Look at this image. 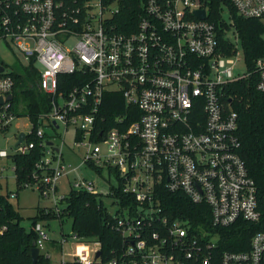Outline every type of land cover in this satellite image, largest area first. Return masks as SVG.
<instances>
[{"label": "built area", "instance_id": "1", "mask_svg": "<svg viewBox=\"0 0 264 264\" xmlns=\"http://www.w3.org/2000/svg\"><path fill=\"white\" fill-rule=\"evenodd\" d=\"M212 1L140 0L134 29L122 31L111 21L118 0H0V40L19 49L26 59L23 65H41L38 87L51 103L49 111L38 115L35 130L25 114L31 128L21 130L22 139L10 151L0 147V195L9 200L18 196L13 155L35 146L29 137L35 132L43 137V155L35 162L33 178L20 187L51 195L45 211L51 207L57 215L62 212V196H56L59 177L78 167L62 159L64 141L56 131L62 124L64 132L73 128L75 145L85 146L81 164L94 163L101 174L106 169L107 182L109 167H116L121 190L134 199L133 206L119 204L113 195L119 184L115 179L105 192L116 205L110 210L93 179L73 182L74 188L100 196L120 234L119 246L101 264H264L263 230L252 232L245 248L219 246L223 227L260 218L256 183L239 153L238 115L228 89L239 79L256 76L255 87L264 99V53L248 67L231 10L264 22V0ZM0 64L3 133L20 115L13 107L14 70L5 61ZM75 70L82 71V80L67 91L59 89V74ZM106 90L118 91L131 106L129 123L123 115L108 128L97 123ZM45 126L53 129L50 136H44ZM10 177L16 189L9 188ZM162 190L179 192L198 205L199 219L172 214ZM53 219L62 223L59 216ZM50 220L36 222L34 230L35 246L51 264L100 261V255L95 257L99 241L72 231L50 236ZM67 243L70 249L65 251ZM78 244L85 246L81 254ZM50 248L59 253L56 262Z\"/></svg>", "mask_w": 264, "mask_h": 264}, {"label": "trees", "instance_id": "2", "mask_svg": "<svg viewBox=\"0 0 264 264\" xmlns=\"http://www.w3.org/2000/svg\"><path fill=\"white\" fill-rule=\"evenodd\" d=\"M213 5L216 0L212 1ZM119 9L112 17V23L117 30L129 31L134 29L138 15L142 11L140 0H118ZM232 20L238 31L243 49V58L248 67H253L255 59L264 53V22L257 18L243 17L233 9ZM15 86L13 93L22 92L25 101L26 114L32 120L35 130L39 124L38 115L51 108L50 96L38 87L39 71L32 63L21 65V70L13 72ZM58 88L67 91L74 83L82 80V71L60 73ZM256 76L239 79L230 84L229 94L232 97V107L237 112V133L240 140L239 153L243 158L250 175L254 178L257 187V201L260 218L257 222L238 220L221 230L219 246L223 249H240L247 246V239L255 230L264 231V99L255 87ZM14 100V98H13ZM14 102V101H13ZM131 106L125 105L122 95L118 91L106 90L98 109V122L104 128L116 123L115 118L125 116L124 122L129 123L133 117L126 115ZM44 136H50L45 131ZM35 142L29 152L14 154L16 164V182L18 189L24 180L33 178L35 162L43 155V148L39 140L43 137L31 133L29 136ZM77 133L75 139H79ZM89 166L100 172V167L89 162ZM119 183L113 186V195L120 205L130 203L134 205L133 196L121 190V179L116 167H109ZM166 207L172 214L199 219L196 209L198 205L191 203L183 194L160 191ZM62 212L57 215L51 207L45 211L40 207L36 213L29 217V227L21 224L23 216L6 195H0V264H32L31 249L35 246L36 232L34 224L38 221L47 223L50 219L60 218L62 222L66 216L71 218V231L84 240H97L100 242V261L91 264H101L106 261L120 243L119 232L112 227V215L99 195L90 193L85 189L70 187L60 200ZM203 218V217H201ZM2 225L5 228L2 229ZM37 264H51L50 260L39 253ZM61 264H85L77 260H66Z\"/></svg>", "mask_w": 264, "mask_h": 264}, {"label": "rangeland", "instance_id": "3", "mask_svg": "<svg viewBox=\"0 0 264 264\" xmlns=\"http://www.w3.org/2000/svg\"><path fill=\"white\" fill-rule=\"evenodd\" d=\"M230 36H232L231 33H229ZM70 40H68L69 42ZM74 41L72 39L71 43ZM9 44V46L7 45ZM5 43V41L0 40V61H5L10 65V67L13 68L14 71L21 70V65L26 62V59L24 58L23 54L19 51V49L11 44L10 42ZM33 66L38 70L41 68V65L38 62H34ZM239 68L243 69L244 65L242 63L239 64ZM14 102L13 107L16 112V114L20 115L17 116L11 123V125L8 127L6 131L3 133H0V147H5L8 151L11 150V147L15 143V135L23 130L27 131L31 128V122L29 118L25 115L26 114V107H25V101L24 96L22 92H14ZM45 129L48 132L53 133V129L51 126H45ZM57 133L59 134V139L63 138V145L61 146L60 152L62 153V159L67 162L71 163L73 166H78L76 170L70 171L66 174H63L59 177L57 190H56V196L61 197L64 194L68 192L71 186H73V182L78 179V177H84L87 179H93L99 188V190L102 192V198L105 201V204L110 210H114L116 205L111 202L112 198L108 195H106V191L109 187L110 183H115V177L112 173L109 174V182L107 180H104L108 176V172L106 169L102 170V174L95 171L93 168H91L87 163L81 164V160L83 159L84 153H85V146L83 145H75L73 143V128L69 127L66 132H64V126L62 124H59V128H56ZM64 132V135H63ZM58 139V140H59ZM56 141V139H55ZM102 149H105V144H101ZM55 157V155H52ZM4 161L9 165L12 166V163L9 159H4ZM52 162V159H51ZM8 167L6 170L9 174H13L11 168ZM103 175V177H102ZM75 187V186H74ZM9 188L10 189H16L15 181L12 177L9 179ZM110 191L107 192V194L110 195ZM13 205L16 207V209L20 212V214L23 216V219L21 221V224L25 227H29L30 219L29 217L32 216L36 211L43 207L44 205H51L52 203V196H40L38 194V191L36 188L31 187H22L18 189V196L16 198L11 199ZM62 205V203H60ZM63 230L66 233L71 232V218L69 216H66L64 220L62 221ZM47 231L50 236L59 237L60 236V224L58 219H51L50 220V227L47 228ZM72 240V239H71ZM97 245V244H96ZM85 248V246L78 244L76 247V250L79 254H81L82 249ZM65 251H68L70 249V244H65L64 247ZM50 251L52 252V261H57V256H59V253L57 250H53L50 248ZM65 257H69V254L66 252Z\"/></svg>", "mask_w": 264, "mask_h": 264}, {"label": "water", "instance_id": "4", "mask_svg": "<svg viewBox=\"0 0 264 264\" xmlns=\"http://www.w3.org/2000/svg\"><path fill=\"white\" fill-rule=\"evenodd\" d=\"M201 14H202V16L204 15L203 12ZM2 68H3V66L0 64V70ZM7 97H11V94H8ZM0 102H1V96H0ZM23 135H24V132H22V131L18 133V139L15 142V144H17L22 139ZM47 143L51 144L52 142L49 140V141H47ZM100 252H101L100 249H98L95 253V257L99 256ZM38 255H39L38 246H33L31 249L32 264H37Z\"/></svg>", "mask_w": 264, "mask_h": 264}, {"label": "crops", "instance_id": "5", "mask_svg": "<svg viewBox=\"0 0 264 264\" xmlns=\"http://www.w3.org/2000/svg\"><path fill=\"white\" fill-rule=\"evenodd\" d=\"M46 206H49V205L47 204ZM59 224H60V228H61L60 231L62 230L64 232L62 223L59 222ZM54 262H56V261H54Z\"/></svg>", "mask_w": 264, "mask_h": 264}]
</instances>
